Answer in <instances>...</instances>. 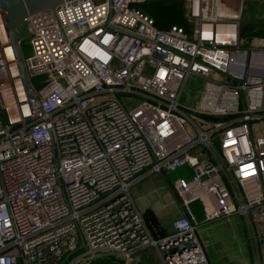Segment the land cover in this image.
Segmentation results:
<instances>
[{
    "label": "built area",
    "instance_id": "obj_1",
    "mask_svg": "<svg viewBox=\"0 0 264 264\" xmlns=\"http://www.w3.org/2000/svg\"><path fill=\"white\" fill-rule=\"evenodd\" d=\"M148 1L28 11L36 101L0 34V264H129L148 247L157 264H212L202 224L264 217V37L243 44V0H181L187 28L157 27ZM189 74L206 79L195 106L178 100ZM177 170L180 213L155 234L130 185Z\"/></svg>",
    "mask_w": 264,
    "mask_h": 264
},
{
    "label": "rangeland",
    "instance_id": "obj_2",
    "mask_svg": "<svg viewBox=\"0 0 264 264\" xmlns=\"http://www.w3.org/2000/svg\"><path fill=\"white\" fill-rule=\"evenodd\" d=\"M257 20L264 21V0H243L240 25L245 22H252ZM16 29L19 38H21L20 46L23 53V57L26 58L31 53V46L29 44V34L26 31L25 24L23 21L16 25ZM251 38L252 37L248 38V36L245 35L242 38L243 44H251ZM205 80L206 79L204 77L189 74L185 78L182 88L180 90L178 96L179 102L183 105L195 106L203 89ZM139 100L140 97L135 96L131 99L125 98L124 102L127 106H134L139 102ZM186 127L190 128L191 126L186 125ZM178 172L179 170L167 171V176L169 177V179H171ZM149 175H146L145 177L131 184L129 188L130 193L138 209H140V211L147 210V212L154 213L155 218L157 217V215L155 214V208H158L157 206H161V211L163 214L161 216H158L159 219H157V222H159V224H157V228H154L169 229L175 214L176 207L174 204H168L173 195L167 189L166 184L168 185V182L166 181V183L164 181L167 178L164 177L165 179H163L162 176L159 175L157 172L151 173V176ZM161 187L167 189L165 190V193L160 194V190L150 192V190H152L153 188L160 189ZM232 221L233 226H235L234 223L238 221V223L236 224L237 228L234 227L233 232L229 233L228 235H223L222 239H214L208 236L203 237L206 241L205 242L203 240L206 244L207 254L209 253L208 256L212 264H235L233 259L230 258L231 255H235L236 264H244L241 260L246 259L248 257V245L245 239L244 231L241 228L242 222L239 216H233ZM211 239L214 240L210 241ZM238 247H240L241 249H238ZM113 255L114 257L120 258V256L118 255ZM99 256L106 255H98L96 257ZM129 264H157V256L154 253L153 248L148 247L138 253L133 254L131 262Z\"/></svg>",
    "mask_w": 264,
    "mask_h": 264
},
{
    "label": "crops",
    "instance_id": "obj_3",
    "mask_svg": "<svg viewBox=\"0 0 264 264\" xmlns=\"http://www.w3.org/2000/svg\"><path fill=\"white\" fill-rule=\"evenodd\" d=\"M146 175L151 176V173L144 174L139 179L145 177ZM162 178L165 179L163 176H162ZM167 179L169 180L168 177H167ZM167 179L164 180V181L166 182ZM136 181H134V182H136ZM166 186H167V189L173 195V197L170 199L168 204H174L175 205L176 209H175L174 217H176L180 213V209H179V205H178L179 203H178L177 198L175 197V195L173 194V192L169 188V184L168 185L166 184ZM167 189L163 188V187H161L160 189L153 188L152 190H150V192H153L155 190H160L159 193L161 194V193H165L166 192L165 190H167ZM156 194H157V192H156ZM194 205H195V209H196L197 215L199 217H201V211H200V208H199L198 204L195 203ZM157 207L158 208H155V214L157 215L156 218H155L154 213L147 212V210H141V213L144 215V217L146 219L145 220L146 223L148 224V226L151 228V230L155 234H156V232L163 233L165 230H167V228L156 229L157 228V224H159V222H157V219H159L158 216H161L163 214L162 211H161L162 210L161 206H157ZM233 216H239V218H240V220L242 222L241 223V228L244 231L245 239H246L247 245H248L247 246V248H248V257L246 259L241 260V261L244 264H252L256 260H258L260 264H264V217H261L258 221H253L251 223L252 228H249L246 225L243 217L241 215H239V214H236V213L231 214V215H229L227 217L216 219V220L208 222V223H204L199 228L200 235H201L202 239L205 241V239L203 238L204 236L205 237L208 236V237H211V238H214V239H222L223 235H228L229 233L233 232L234 231L233 230L234 227L237 228L236 224L238 223V221H236L234 223L235 226L232 225V223H233L232 217ZM154 227H156V228H154ZM214 239H211L210 241H213ZM238 249H241V248L238 247ZM230 258H232L234 263L236 264L235 255H231Z\"/></svg>",
    "mask_w": 264,
    "mask_h": 264
},
{
    "label": "trees",
    "instance_id": "obj_4",
    "mask_svg": "<svg viewBox=\"0 0 264 264\" xmlns=\"http://www.w3.org/2000/svg\"><path fill=\"white\" fill-rule=\"evenodd\" d=\"M154 19V23L159 28H167L171 25H182L188 27V21L183 15L181 0H151L141 3ZM240 36L264 37V21L257 20L245 22L240 25ZM124 260L114 257L113 254L93 258L88 264H124Z\"/></svg>",
    "mask_w": 264,
    "mask_h": 264
},
{
    "label": "water",
    "instance_id": "obj_5",
    "mask_svg": "<svg viewBox=\"0 0 264 264\" xmlns=\"http://www.w3.org/2000/svg\"><path fill=\"white\" fill-rule=\"evenodd\" d=\"M62 0H0V10L3 15V24L15 53L16 64L29 99L36 101L37 96L32 93L29 78L24 65L23 53L19 43L16 25L28 13L39 8L52 7ZM111 2V0H109ZM82 244V240L80 245ZM80 247V246H79Z\"/></svg>",
    "mask_w": 264,
    "mask_h": 264
},
{
    "label": "bare ground",
    "instance_id": "obj_6",
    "mask_svg": "<svg viewBox=\"0 0 264 264\" xmlns=\"http://www.w3.org/2000/svg\"><path fill=\"white\" fill-rule=\"evenodd\" d=\"M237 4H238V2H237ZM0 34H1L2 37H4L5 29H4V27L2 26L1 22H0Z\"/></svg>",
    "mask_w": 264,
    "mask_h": 264
}]
</instances>
